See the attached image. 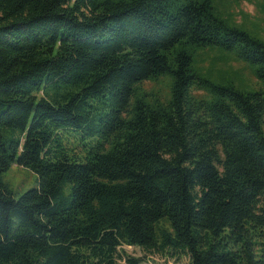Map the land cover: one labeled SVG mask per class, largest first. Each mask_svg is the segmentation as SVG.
<instances>
[{"label": "trees", "instance_id": "trees-1", "mask_svg": "<svg viewBox=\"0 0 264 264\" xmlns=\"http://www.w3.org/2000/svg\"><path fill=\"white\" fill-rule=\"evenodd\" d=\"M209 46L264 81V42L210 0H0V264H118L124 247L264 264V90L199 77ZM160 77L169 95L146 100ZM12 165L37 175L18 199Z\"/></svg>", "mask_w": 264, "mask_h": 264}, {"label": "rangeland", "instance_id": "rangeland-1", "mask_svg": "<svg viewBox=\"0 0 264 264\" xmlns=\"http://www.w3.org/2000/svg\"><path fill=\"white\" fill-rule=\"evenodd\" d=\"M214 14L227 26L235 27L250 37L264 42V0H210ZM192 68L195 73L215 85H232L236 90L250 93L264 90V81L258 79L254 65L236 57L233 52L216 46L194 49ZM170 79L160 77L139 86V91L153 101H164L169 95ZM194 96H206L202 91L193 89ZM85 140L79 135L67 137L66 144L79 152L84 149ZM1 180L14 199L37 187V175L29 169L12 165L2 173ZM124 256L118 264H129L128 260H137L138 264H189L186 256L171 257L158 252L143 251L139 248L124 247Z\"/></svg>", "mask_w": 264, "mask_h": 264}]
</instances>
